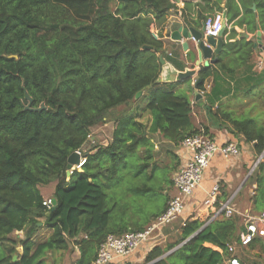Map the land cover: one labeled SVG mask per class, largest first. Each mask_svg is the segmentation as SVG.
I'll list each match as a JSON object with an SVG mask.
<instances>
[{"label": "trees", "instance_id": "obj_1", "mask_svg": "<svg viewBox=\"0 0 264 264\" xmlns=\"http://www.w3.org/2000/svg\"><path fill=\"white\" fill-rule=\"evenodd\" d=\"M223 1L233 28L216 62L201 65L197 90L209 119L229 124L261 156L264 79H236L256 50L243 34L234 41V27L264 32V0H201ZM175 7L172 0H0V264H48V254L71 245L78 251L72 264H93L110 235L145 231L166 212L180 164L159 160L151 136L176 147L198 134L212 138L208 127L195 126L188 95L175 92L192 80L158 82L161 56L176 65L166 53L164 31ZM207 16L193 22L182 14L186 26H199ZM223 75L236 83L233 90H222L229 85ZM23 82L32 107L45 103L46 110H25ZM240 95L256 100L232 104ZM143 113L151 115L150 126L140 122ZM109 121L115 123L112 140L86 148L92 129ZM84 149L83 172L68 177L69 157ZM52 185L55 203L47 208L43 189ZM254 204L264 210L262 180ZM42 219L52 233L37 242ZM237 222L222 216L202 229L203 222L186 218L180 240L156 245L143 264H222L224 255L206 243L226 251ZM16 232L24 234L19 242L11 239Z\"/></svg>", "mask_w": 264, "mask_h": 264}, {"label": "crops", "instance_id": "obj_2", "mask_svg": "<svg viewBox=\"0 0 264 264\" xmlns=\"http://www.w3.org/2000/svg\"><path fill=\"white\" fill-rule=\"evenodd\" d=\"M172 1L176 7L169 12V18L164 26L166 53L169 57L174 59V62H176V70L182 71L187 68H197L199 70L201 66H197V62L199 60L198 49L193 39H183L182 41H176L174 40V37L177 36L180 28H183L184 30L194 29L201 32L204 29V22H201L199 26L194 24L191 26H186L183 21L182 14L188 20L193 22L198 19L200 14L212 15L216 12H223L225 16V1L219 5H205L203 2H201V0ZM232 28L233 25H229L227 20L226 30L228 33L225 30L223 34L224 43L227 41V37ZM259 28L260 27L258 26L256 33L250 34L237 26L234 27V30L238 34V37L234 41H239L241 34H243L246 40H252L254 42V48L256 50L253 60L247 66L248 68H240L236 74V79L246 78L250 74H260L262 77L261 79H264V32L261 30V28ZM259 31L262 33L261 38L258 37ZM184 43L189 44L186 50L183 47ZM257 43H261V46L255 47V44ZM195 56L196 60H191ZM214 58L216 59L217 56ZM204 64L205 63L203 62L202 65ZM222 78L229 84H223L222 90L225 91L228 89V87H231L233 90L236 83L230 80V77L223 75ZM196 79L197 78L191 79V84L181 83L176 85L175 92L177 94L188 95L192 101L195 126L199 128H203V126L208 127L210 129V135L212 136V139L221 146L228 144L237 145L240 149V155L239 157L232 158L230 160H226L221 155H216L210 166L207 168L199 189L196 190L194 195L188 200L187 208L183 217L173 225L168 226L169 228L164 227L159 231H156L141 248L133 253H137L138 256L128 259L126 262L127 264H141L144 262L146 253L156 245L164 243V245L167 246L168 244H171L173 238H177V235H180L181 238L183 224H185L186 218L188 219L191 217L192 221L197 220L203 222L204 226L202 229L207 227L214 220L221 218L222 216L213 219V210L205 208L203 205V202L207 198V193L212 191L216 186L220 187L218 202L224 203L230 201L231 206L237 211V213L231 218H235L238 221V227L233 238L229 240L226 251L223 248L211 243H206V246L224 255V261L222 264L228 262L231 258H237L240 262L243 261L246 264H264V238L256 237L252 248L248 247V245H243L242 241L247 232V224L241 217L244 215L258 216L264 212V210H258L254 204V199L259 193L260 180H262V184L264 186V154L259 156L255 150V144H247L244 137L233 131L229 124L226 125L224 122L217 123L209 119V111L206 108V106L209 107V105L207 104L205 97L203 96L202 100L197 103L195 101L196 90L191 89L193 81ZM162 84L172 85L171 83ZM230 98L232 97H225L222 99V101H217L214 108L216 109L219 102L228 103ZM255 100L256 98L240 95L239 98L232 100V104L245 105L249 101ZM140 122L150 126L152 123L151 115L148 113H143L142 117L140 118ZM103 127H108L111 129L110 138L100 142L99 139H101V137L98 134H95L96 130L92 129V139L95 144H108L112 140L115 123L113 121H109L108 123L104 124ZM151 141L154 145V151L158 159L160 157L159 153L164 150L168 156H171V159L175 162V165L178 163L180 164L179 168L172 174L173 181L175 173L183 165L185 155L184 149L182 146H174L159 135L151 136ZM88 145L89 144H87L86 147ZM166 194L169 195L170 199L176 194L173 185ZM202 229L200 231H202ZM230 248L233 249L232 252H230ZM122 260L124 259H121V261L118 260V264H123Z\"/></svg>", "mask_w": 264, "mask_h": 264}, {"label": "built area", "instance_id": "obj_3", "mask_svg": "<svg viewBox=\"0 0 264 264\" xmlns=\"http://www.w3.org/2000/svg\"><path fill=\"white\" fill-rule=\"evenodd\" d=\"M226 18L223 12H216L208 15L204 21V37L218 38L223 30ZM196 80L193 81L195 86ZM204 96V93H200ZM95 144L92 136L89 137L88 144ZM185 151L184 162L181 168L175 173L173 178V187L176 194L170 199L167 210L145 231L128 233L121 237L110 235L101 245L98 256L93 264H111L115 261L126 259L135 251L141 248L156 232L164 227L173 225L185 214L188 200L199 189L207 168L216 155L223 156L226 160L237 158L240 155V149L235 144L221 146L209 136L195 135L187 138L182 144ZM88 149L89 145L86 147ZM87 149L77 151L80 156V162L72 169L68 170L70 177L74 172H83L87 162L85 155ZM220 187L216 186L207 193V198L203 202L205 208L213 210V219L224 216L231 218L237 211L231 206V202L219 203ZM44 206L52 208V199L44 201ZM247 224V232L243 238L242 244L249 245L256 237L264 238V212L258 216L244 215ZM185 224H183V227ZM233 251L232 248L229 249ZM224 264H243L237 258H231Z\"/></svg>", "mask_w": 264, "mask_h": 264}, {"label": "water", "instance_id": "obj_4", "mask_svg": "<svg viewBox=\"0 0 264 264\" xmlns=\"http://www.w3.org/2000/svg\"><path fill=\"white\" fill-rule=\"evenodd\" d=\"M253 9L256 10L255 7ZM226 28H227V20L225 21L223 30L221 31L218 38L204 37V29L201 32H199L194 29L184 30L183 28H180L177 36L174 37V40L182 41L183 39L185 40L193 39V41L197 45L198 55H199L197 66H201L203 62L205 63L204 64L205 66H208L209 64H214L216 62V59L214 57L218 56L223 49V45H224L223 34ZM261 36H262V33L259 31L258 37L261 38ZM188 46H189L188 43L183 44V47L185 50L188 48ZM257 46H261V43L255 44V47ZM160 62H161L162 69H161L160 76L158 78L159 83L177 84V83H181L186 80L197 78L196 84H195V87H196L195 101L198 103L202 100L203 96L197 90V87L200 83V80L198 79L199 70L197 68H193V69L187 68L183 71H178L176 70L175 66L172 63L165 60L164 57L162 56L160 57ZM22 88L24 90L25 100L27 101L25 110L32 111V112H42L46 110L45 103H42L39 108H33L32 105H33L34 100L29 94V92L25 89L24 82L22 83ZM206 108L209 111V107L206 106ZM79 162H80L79 154L76 152L73 153L68 159V165H67L68 170L72 169L75 165H78ZM53 203H55V201ZM180 246H178L177 248H175L174 250L166 254L164 257L176 251ZM13 261L14 262L17 261V255L14 256Z\"/></svg>", "mask_w": 264, "mask_h": 264}, {"label": "rangeland", "instance_id": "obj_5", "mask_svg": "<svg viewBox=\"0 0 264 264\" xmlns=\"http://www.w3.org/2000/svg\"><path fill=\"white\" fill-rule=\"evenodd\" d=\"M94 130H96L95 134H98L101 139H99L100 142L104 141V140H108L110 138L111 135V129H109L108 127H103V125H98L96 128H94ZM92 136V135H91ZM90 146H92V144L89 143V148ZM160 160H163L162 162H164V164H173L175 165V162L171 159V156H168L164 150L161 151L160 153ZM44 191V196H45V200L52 198V194L54 192V185L43 189ZM170 199V198H169ZM244 220V217L241 216ZM44 219L41 220L40 223V227L42 228L40 230V232L38 233V235L36 236V240L37 242H43L45 241L52 233L51 230H49L48 228H44L43 225ZM169 228V227H168ZM22 238H24V234L22 232H16L15 234H13L11 236V239L16 240V241H20L22 240ZM180 240V235H177V238H173L171 243L177 242ZM11 244H8V246H10ZM159 245H161L162 247H165L164 243H160ZM18 252L21 254L23 252V249L18 246ZM4 256V249L3 247L0 246V259ZM78 256V251L77 249L71 245V248L64 253H57V254H48L47 255V263L48 264H72L74 262V260L77 258ZM135 256H138L137 253L130 255L128 258H126L123 262V264H126L127 260L130 258H133ZM144 263V262H143ZM141 263V264H143ZM135 264V263H134Z\"/></svg>", "mask_w": 264, "mask_h": 264}]
</instances>
